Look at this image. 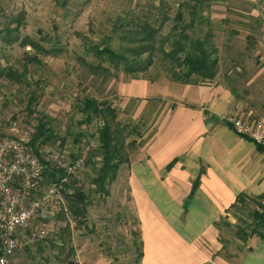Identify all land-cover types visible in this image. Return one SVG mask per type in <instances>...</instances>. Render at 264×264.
<instances>
[{
    "label": "rangeland",
    "instance_id": "rangeland-1",
    "mask_svg": "<svg viewBox=\"0 0 264 264\" xmlns=\"http://www.w3.org/2000/svg\"><path fill=\"white\" fill-rule=\"evenodd\" d=\"M159 1L0 0V27L7 15L23 14L21 38L27 36L40 45L37 48L22 45L21 40L12 45L0 41V134L29 135L32 142L39 125L45 123L53 136L44 143L40 138L39 145L33 146L38 149L40 155L35 153L39 159L48 161L59 156L61 162H67L84 158V165L66 181L63 174L56 172L57 166L53 167L55 176L45 172L41 190L55 188L58 203L53 216L38 217L34 226L47 222L49 233L31 242L29 231L25 232L23 243L9 264H139L142 247L131 207V165L148 158V141L168 107L158 99L125 97L116 87L128 81L136 85L162 74L171 80L167 71L171 65L159 58L147 71L127 74L97 59L90 48H103L108 43L115 48L128 46L114 28L125 18L129 26L124 27L129 29L150 14L155 19L162 17V12L153 7ZM203 1L202 19L189 32L201 38L207 36L211 41L217 52L219 72L213 80L193 78L207 86L221 84L232 93L237 114L230 113L227 119L248 118L254 124L264 125V0ZM164 2V12L170 18L164 27L168 33L179 22L178 3L196 1ZM254 9H260L263 15H251ZM183 12L189 20L186 7ZM86 97L109 102L117 113L112 126L123 144L120 168L104 184L98 179L102 160L99 130L103 120L82 122L85 116L80 106ZM74 192H81L85 201L76 200L72 208ZM255 208L253 202L238 205L222 217L217 225L222 255H241L246 246L238 232L240 228H245L246 233L251 231Z\"/></svg>",
    "mask_w": 264,
    "mask_h": 264
},
{
    "label": "crops",
    "instance_id": "crops-1",
    "mask_svg": "<svg viewBox=\"0 0 264 264\" xmlns=\"http://www.w3.org/2000/svg\"><path fill=\"white\" fill-rule=\"evenodd\" d=\"M259 14L260 9L251 13ZM116 89L168 107L148 141V158L131 165L139 264H264V238L257 235L246 244L240 240L246 247L239 256L220 253L217 222L240 194H264V149L228 123L226 115L237 114L232 93L221 84L177 83L165 74Z\"/></svg>",
    "mask_w": 264,
    "mask_h": 264
},
{
    "label": "trees",
    "instance_id": "trees-1",
    "mask_svg": "<svg viewBox=\"0 0 264 264\" xmlns=\"http://www.w3.org/2000/svg\"><path fill=\"white\" fill-rule=\"evenodd\" d=\"M195 1L194 4L191 2L178 3L180 11L177 14V20L179 22L168 33H165L164 27L170 18L164 12V0H160L158 4H153V7L162 12V17L157 16L155 19V16L150 14L148 15V19L143 22H136L129 29H125V27L129 26V20L125 18L124 20L121 19V25L114 28V32H117L119 38L128 43V46H118L115 48L108 43L103 48L99 45H93L90 50L97 59L102 62H109L115 68L123 69L127 74L145 72L154 65L155 59L161 58L171 65V67L167 68V71L174 81L198 84L199 81L195 80L193 76H198L204 80H213L219 72V61L216 49L212 46L207 36L201 38L199 35L195 36L196 34L189 32V30L195 28L199 19L200 21L202 19L200 12L203 10L202 6L204 5V1ZM185 7L189 14V20H186L184 17L183 8ZM24 21L25 16L23 14L7 15L6 21L0 27V41H6L12 45L21 40L20 44L22 45L27 44L39 48L40 45L35 43L31 38L27 36L21 38L19 29ZM40 48L42 51H45L42 46ZM176 68H180V70H176ZM105 70L110 72L108 68H105ZM80 111L85 116L82 121L83 123H91L95 119L103 120L99 130L98 150L102 160L98 179L101 184H104L112 173H114L113 177H115V173L120 168V155L123 144L120 143L112 126V123L117 121V113L113 105L109 104V102L99 101L91 97L84 98L80 106ZM48 131L49 129L45 123L39 125L31 142L32 148L36 144L39 145L40 138H42L41 143L48 142L52 138V132ZM243 137L247 138V136ZM257 145L259 149H264V145ZM35 151L40 155L38 149ZM42 162L46 163L43 159ZM48 167L45 172L50 177L51 175L55 176L54 169L51 166ZM56 172L63 174V177L66 175L64 168H60ZM198 185L199 178L194 182L193 191H195ZM65 193L70 192L66 191ZM71 195H73V198L70 200L71 207L75 204L76 200H78V203L85 201V196L81 192H74ZM250 202L256 205L252 213L253 220L249 225L251 231L246 233L245 228H240V232H238V237L245 244L254 235L264 238V194L257 198H247L246 194H240L233 208L238 205L243 206ZM83 204V210H86V204ZM222 220L223 218L220 219V221ZM220 221L216 225H219ZM142 255L141 250L139 255L140 259ZM71 264L79 263L72 262Z\"/></svg>",
    "mask_w": 264,
    "mask_h": 264
},
{
    "label": "built area",
    "instance_id": "built-area-1",
    "mask_svg": "<svg viewBox=\"0 0 264 264\" xmlns=\"http://www.w3.org/2000/svg\"><path fill=\"white\" fill-rule=\"evenodd\" d=\"M247 119L230 116L227 121L241 136L264 144V125L254 124ZM82 165L83 157L61 162L56 156L44 163L31 147L29 135L16 137L0 134V264L10 263L23 243L25 232L29 231L31 242L49 233L47 222L34 226L38 217L53 216L58 203L55 188L41 190L48 166L64 168L66 175L63 181H66Z\"/></svg>",
    "mask_w": 264,
    "mask_h": 264
}]
</instances>
